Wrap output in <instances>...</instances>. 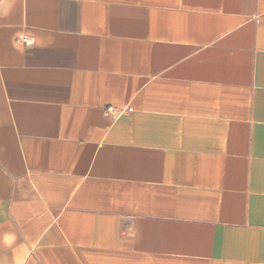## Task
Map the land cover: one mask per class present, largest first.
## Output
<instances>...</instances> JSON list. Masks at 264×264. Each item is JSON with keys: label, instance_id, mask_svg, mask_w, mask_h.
I'll return each instance as SVG.
<instances>
[{"label": "crops", "instance_id": "0c3cea01", "mask_svg": "<svg viewBox=\"0 0 264 264\" xmlns=\"http://www.w3.org/2000/svg\"><path fill=\"white\" fill-rule=\"evenodd\" d=\"M0 264H264V0H0Z\"/></svg>", "mask_w": 264, "mask_h": 264}, {"label": "built area", "instance_id": "2783aa9c", "mask_svg": "<svg viewBox=\"0 0 264 264\" xmlns=\"http://www.w3.org/2000/svg\"><path fill=\"white\" fill-rule=\"evenodd\" d=\"M24 44L26 46H33V41L31 39H24ZM118 110H116L115 108H109L108 109V113H117Z\"/></svg>", "mask_w": 264, "mask_h": 264}]
</instances>
